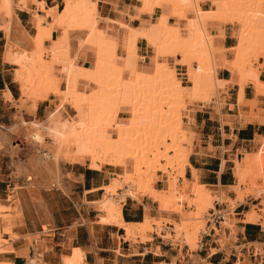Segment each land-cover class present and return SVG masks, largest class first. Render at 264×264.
<instances>
[{"label":"bare ground","instance_id":"6f19581e","mask_svg":"<svg viewBox=\"0 0 264 264\" xmlns=\"http://www.w3.org/2000/svg\"><path fill=\"white\" fill-rule=\"evenodd\" d=\"M135 1L137 14L145 13L150 18L133 26L118 16H100L97 0H59V4L49 5L44 0H0L4 38L1 56L14 66L19 104L32 114L38 101L53 98V107L41 118L21 119L13 127L21 133L22 143L28 142L24 148L26 165L20 168L19 175L24 174L27 182H40L44 176L55 179L59 162L76 160L90 168L105 169L109 181L94 203L105 215L100 217L102 221L121 227L126 239H148L146 233H159L166 219L151 217L146 206L139 222L126 224L119 215L126 197L139 200L148 196L159 211L178 217L168 221L171 235L190 249L198 246L204 216L215 202L225 203V218L219 230L215 227L224 248L229 244L225 229L233 207L246 195L262 197L264 193V136L255 150H243L241 158L233 159V198L221 189L212 191L195 178L186 193L185 166L196 177L187 162L193 131L184 127V120L191 115L186 105L187 101L197 102L218 110L219 93L232 85L236 87V111L240 117L244 116L243 107L255 103L256 96H264V81L258 77L264 62L252 67L245 56L257 45L264 48V13L260 2L255 3L258 8L253 5L259 0ZM202 2L206 8L200 7ZM15 9L31 13L32 34L13 26ZM226 23L238 27L237 41L228 49L216 43ZM138 39L145 42L151 55L137 53ZM224 50L234 51V56L227 58ZM261 52L264 59V50ZM177 66L184 70L185 84L177 78ZM220 68L228 70V79L216 76ZM248 84L254 91L252 99L242 96ZM5 96L9 98L7 92ZM220 117L222 122L228 120ZM38 148L39 157L35 153ZM160 176L164 177L165 189L153 185ZM179 178L184 186L178 185ZM185 205L193 209L183 210ZM15 206L20 214L19 204ZM5 209L0 205L3 232L9 239L0 237V253L10 252L11 242L18 238L11 231ZM262 215L263 199L257 210L250 209L243 216L245 223H256ZM34 238L27 243L32 255L25 256L26 264H45L42 255L47 247ZM17 253L25 255L26 248ZM82 257L83 250L72 247L59 264H83ZM0 264L11 262L0 260Z\"/></svg>","mask_w":264,"mask_h":264},{"label":"crops","instance_id":"0c3cea01","mask_svg":"<svg viewBox=\"0 0 264 264\" xmlns=\"http://www.w3.org/2000/svg\"><path fill=\"white\" fill-rule=\"evenodd\" d=\"M97 1L96 8L100 16H118L122 20H128L133 26L149 16L139 13L135 17V0ZM44 2L45 5L54 3L53 0ZM205 5V2L200 3L201 8H206ZM29 8L32 9V5ZM28 12L15 9L16 22L13 26L32 34V18ZM52 34L54 36L55 32ZM229 39L230 36L223 28V36L217 38L216 43L228 47L230 45L226 42ZM46 43L47 40H44L43 44ZM3 46L4 38L0 30V205L6 207L7 210H3V213L9 214L11 231L18 238L11 242L13 251L0 253V260H8L11 264H26L25 256L32 255V248L28 247L29 242L25 239L29 234H37L42 245L47 247L42 255L45 264H59L60 258L69 254L72 247L83 250V264H246L239 257L242 255V247L246 244L264 246V229L257 224L245 226L246 223L236 224L233 232L225 230L229 244L224 248H219L211 238H204L195 250L189 252L177 244L173 246L172 243L164 241L163 235L156 232H147L149 238L143 241L126 239L121 227L101 220L105 215L94 205L101 198L102 186L108 183L109 177L103 169L90 168L82 161L59 162V175L55 179L54 176H44L40 182H27L24 174L19 175L20 168L26 163L22 166L13 164V156L18 149L25 153L21 133L13 127L21 119L29 121L41 118L53 107V98L48 96L46 100L38 101L33 110L34 114L21 107L18 85L13 79L14 66L1 56ZM24 46L29 47L28 44ZM137 49L140 54L138 41ZM216 76L222 80L228 79V70L220 68L216 71ZM225 88L228 89V85ZM6 92L10 99L5 96ZM242 93L244 99L253 98V92L248 85L243 88ZM235 94L234 91L231 101L223 100L218 110L211 105L201 106L197 102L192 104L189 124L193 129V138L187 162L195 170V180L211 187L213 191L221 189L227 196L230 193L229 188L235 183L232 174L233 156H240L243 150L251 151L254 140L264 134V122L257 121L258 118H264V113L253 121L245 122L244 117V122H241L242 116L239 117L236 111ZM255 100L259 108L264 110V97L256 96ZM241 110L245 112L244 107ZM220 116L228 120L222 122ZM17 155L19 159L14 162H21L24 159L23 154L19 152ZM184 170V177L189 180L192 177L189 166H185ZM17 203L20 214L14 210ZM144 206L148 207V215H156V209L147 196H141L139 200L126 197L120 207V219L126 224L141 221L145 216ZM242 211L234 213L239 215ZM1 222L0 218V236L9 239L3 232ZM220 227L221 225L217 226L219 229ZM25 248V255L17 253ZM211 248L214 251L210 252Z\"/></svg>","mask_w":264,"mask_h":264},{"label":"rangeland","instance_id":"374dc122","mask_svg":"<svg viewBox=\"0 0 264 264\" xmlns=\"http://www.w3.org/2000/svg\"><path fill=\"white\" fill-rule=\"evenodd\" d=\"M253 1V0H252ZM262 1L263 0H259V1H255L254 2V4H253V2H251L256 8H258V4H259V2H260V5H259V7H261V11L264 13V4L262 3ZM53 2L54 3H57V4H59V0H53ZM255 3H257V5H255ZM207 5V4H206ZM205 5V6H206ZM136 15H138L137 13H136ZM136 15H135V17H136ZM150 17L148 16V18L147 19H149ZM146 19V20H147ZM145 19H143V20H141V21H144ZM223 28H225V32H226V34L227 35H229L230 36V39L226 42L227 44H229L230 46H228L227 47V49L229 48V47H231V46H233L235 43H236V31L238 30V27H237V25H233V24H228V23H226L224 26H223ZM214 29V31H215V28L213 27L212 28V30ZM138 45L140 46V54H142V55H147V56H149V55H151L152 54V52L150 51V49L149 48H147V47H144L145 46V42L142 40V39H139L138 40ZM220 46H223V45H220ZM264 50V48H263V46L262 45H257V46H255L253 49H251V51L249 52V53H247V54H245V56H246V60L249 62V63H251V65H252V67H259V65L260 64H262L263 62H264V59H263V57L261 56V51L262 50ZM224 54L227 56V58H232L234 55V51H232V50H224ZM255 55V56H254ZM263 55V54H262ZM145 61H147V59L145 58ZM84 64H87V62H85ZM260 72H259V75H258V77L262 80V81H264V65L261 67V68H259L258 69ZM177 71H178V75H177V78H179L180 80H181V83L182 84H185V80L183 79L184 78V75H183V68L182 67H178L177 66ZM228 74H229V72H228ZM231 86V87H230ZM248 86H249V89H251L252 90V92H253V97H254V91H253V88H252V86L250 85V84H248ZM234 91H235V93H236V87L235 86H232V85H229L228 86V89L227 88H224L223 89V91H221L220 93H219V95H218V98L220 99V102L222 103L223 102V100H225V101H231V97H232V93H234ZM224 92V93H223ZM264 97V96H263ZM235 100H236V94H235ZM192 104H194V103H191V102H189V101H187V105H186V110L188 111V112H190V113H192ZM244 109H245V112L243 113V115L244 116H242V121L241 122H244V117H245V122H248V121H253L254 119H256L257 118V116H259L261 113H264V110H262V109H260L259 108V105L257 104V102L255 101V103H251L249 106H245L244 107ZM223 110H225V108L223 109ZM190 121H191V115H190V117H188L187 119H185L184 120V127L185 128H188V129H190V130H193V129H191L190 127H189V124H190ZM257 121L258 122H260V123H262V122H264V118H258L257 119ZM264 136V134L262 135V136H259V137H257L255 140H254V146H253V149L252 150H255L256 148H257V146H258V144H259V140H261L262 139V137ZM21 138V142H23V137L21 136L20 137ZM16 143H18V141H16ZM28 142H25V143H23L24 144V146H23V148H27V144ZM31 145L29 144V147H30ZM39 150V148L38 149H35V153L37 154V156L40 154V152L38 151ZM242 151L240 152V156L238 155V156H233V159L234 158H241L242 157ZM40 156V155H39ZM38 156V157H39ZM232 164H233V162H232ZM104 171H105V169H103ZM105 173H106V175H107V177H109V174H108V172H106L105 171ZM194 179V177H193V175H192V177L188 180V179H186L187 181H188V187L186 188V193H189L190 192V190H189V188H190V182L192 181ZM197 179H198V177H197ZM156 182V183H155ZM154 182V187L155 188H157V189H165L166 188V185H165V182H164V177H162V176H160V179H158V180H156ZM178 185L179 186H184L185 184H184V181H183V179L182 178H179L178 179ZM211 188V187H210ZM233 188V189H232ZM212 190V189H211ZM234 190V187H230L229 188V192L230 193H228V196L227 197H229V198H233L234 197V195H235V191H233ZM213 191V190H212ZM254 195L255 194H249V195H246L245 197H244V199H243V201L239 204V205H236L237 207H233L234 209H232V214L231 215H229V218H227V221L229 222V227L228 228H226L225 230H228L229 232H233L234 230H235V225L236 224H244L245 223V221H244V213L247 211V210H250V209H255V210H257L258 209V206H259V202H260V200H264V198L263 197H260L259 199L256 197V199H255V197H254ZM148 197V196H147ZM149 198V197H148ZM150 201H151V203H152V205L154 206V208L156 209L155 211V213H156V215L155 216H151V217H163L164 219H166V220H164V225H163V229L162 230H159V233H157V234H162L163 236H162V239L164 240V241H170L171 243H172V245L174 246L175 244H177V246H179V247H181V248H186L189 252L190 251H193V250H195V249H190L181 239H177V238H175V237H173L171 234H172V232L170 231L171 230V228H170V224H169V220L170 219H178V217L175 215V214H173V213H171V212H165V211H159L158 209H157V203L156 202H154V201H152V199L150 198ZM259 201V202H258ZM258 202V203H257ZM145 207V206H144ZM216 207L217 208H219V209H224L225 211L227 210L226 208H227V206H226V204L225 203H222V204H220V203H218V206H216V205H214V208L216 209ZM15 210H16V207L14 208ZM192 210L193 209V206H187V205H185L184 207H183V210ZM213 209V208H212ZM240 210H243L239 215L238 214H235L234 212H238V211H240ZM229 211V210H228ZM209 212V211H208ZM223 215H224V213H223ZM206 215L204 216V221L206 220ZM225 218V216L223 217V219ZM222 219V220H223ZM166 222H168V223H166ZM221 222V221H220ZM219 222V224L218 225H221V223ZM256 223H259L260 224V226L262 227V229H264V215H262L261 217H259L257 220H256ZM256 223H254V225L256 224ZM231 224V225H230ZM215 227L216 226H214V230L213 231H210L209 233H208V227H207V222H204V225H203V228H202V233H200V238H199V240H198V243H197V245L199 246V244H200V241H202L204 238H206V239H209V238H211L212 239V242H215L217 245H218V247L219 248H222L221 247V244H223V243H219L220 242V240H219V238H220V236L218 235V233H217V230H215ZM217 228V227H216ZM218 230H219V228H217ZM152 232H155V231H152ZM203 232H205V233H208L207 235H204L203 234ZM226 232V231H225ZM224 233V232H223ZM212 234V235H211ZM0 237H2V236H0ZM27 237H29V238H27ZM34 237H36L37 238V241L39 242V238H38V236H32V237H30V235L29 236H26V241L28 242L29 241V244H31L32 243V241H33V239H35ZM24 238V237H23ZM173 238H175V239H173ZM24 239V240H25ZM36 240V239H35ZM229 240V239H228ZM7 245V244H6ZM256 245H258V246H256ZM8 246V245H7ZM197 246V247H198ZM243 249H242V251H241V253H242V255L240 254L239 255V257H240V259H242L243 260V262L244 263H246V264H264V246H262L261 244H254V245H252V246H247V244L244 246V247H242ZM209 251L210 252H212V251H214V248H211V249H209ZM173 264V263H172ZM240 264H242V263H240Z\"/></svg>","mask_w":264,"mask_h":264},{"label":"built area","instance_id":"2783aa9c","mask_svg":"<svg viewBox=\"0 0 264 264\" xmlns=\"http://www.w3.org/2000/svg\"><path fill=\"white\" fill-rule=\"evenodd\" d=\"M21 153V154H23V157H24V159L21 161V162H14V160H18L19 159V157H18V155H17V153ZM26 163V160H25V153H24V151L22 150V149H18V152H15L14 153V156H13V164L15 165V166H22V165H24ZM261 196L264 198V193H261ZM258 199L260 198V197H257ZM255 199H256V197H255ZM259 202V201H258ZM257 202V203H258ZM214 205H216V206H218V203H214ZM235 207H237V206H235ZM234 207V208H235ZM233 208V209H234ZM223 213H224V209L222 210V209H219V208H217L216 207V209L215 208H213V209H210L209 210V212H208V214L206 215L207 217H206V220H205V222H207V227H208V233L210 232V231H213V228H212V226H218V224H219V222L223 219V217H224V215H223ZM258 226H260V224L259 223H256ZM208 233H205V232H203V234L204 235H207ZM168 243H171L170 241H167Z\"/></svg>","mask_w":264,"mask_h":264},{"label":"trees","instance_id":"16d2710c","mask_svg":"<svg viewBox=\"0 0 264 264\" xmlns=\"http://www.w3.org/2000/svg\"><path fill=\"white\" fill-rule=\"evenodd\" d=\"M245 226H255L254 224L246 223Z\"/></svg>","mask_w":264,"mask_h":264}]
</instances>
